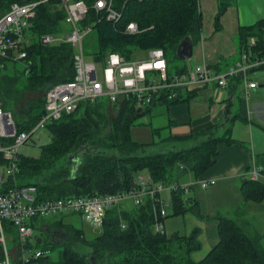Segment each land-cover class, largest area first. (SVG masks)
<instances>
[{"label":"trees","instance_id":"16d2710c","mask_svg":"<svg viewBox=\"0 0 264 264\" xmlns=\"http://www.w3.org/2000/svg\"><path fill=\"white\" fill-rule=\"evenodd\" d=\"M23 1L27 0H0V15L11 2ZM83 1L90 5L93 0ZM219 1L216 29H219L217 20L225 9L224 0ZM112 4L121 10L117 22L94 21L97 17L90 8L81 20V26H90L82 40L85 55L100 62L106 51H115L126 59H133L137 52L161 48L168 71L173 68L177 72L183 68L184 62L174 64L177 60L175 48L185 36L190 37L192 46L200 40L201 12L197 0H112ZM62 20L63 14L57 4H39L28 28L30 42L25 47V58L19 60L11 53L0 59V108L15 115L12 119L17 130H29L44 113L43 95L17 111L24 93L43 91L44 94L52 85L73 77L74 50L71 45L66 42L45 45L37 40L41 34L65 32L67 27ZM128 21L136 23L137 32H123ZM250 37L254 39V44L249 45L252 54L263 55L264 17L249 25L238 26L235 35L237 58L248 48ZM227 65H212V68L220 70ZM260 68L264 65L255 69ZM240 79V76L231 78L225 88L237 98H240L237 93ZM195 95L184 92L173 99L156 98L144 109H137L130 97L117 104L103 99L80 102L72 112L45 122L48 141L39 146L36 157L17 155L14 182L6 178L0 192L15 184L34 186L36 200L121 193L134 188L135 174L144 171L151 184L161 183L169 189L170 216L186 212L201 216L197 203L184 191L192 188L194 184L191 183L213 164L218 143L231 145L237 142L231 136V129L235 119H242L239 111L230 115L231 106L226 104L220 122L183 136L168 132L174 123L168 118L165 125L152 128L157 135L155 141L138 142L130 133L142 115L155 109L165 114L159 108L184 103ZM108 111L113 114L109 116ZM146 124L149 126V121ZM188 179L190 181L184 183ZM241 193L244 201H258L264 196V182L245 181ZM158 197L164 200L159 193L153 198L144 197L139 205L130 208L123 207L122 202L110 205L104 210L100 233L89 240L84 239L82 229L59 218L46 229L37 227L36 236L40 241L37 243L34 239L33 246L41 251V255L29 263L264 264L260 235L246 234L234 219L220 214L214 215L217 241L199 260H194L192 253L199 249L196 229L187 235L178 232L166 235L164 231L153 230V224H162L167 216L158 213ZM49 228H55L63 236L51 237L46 231ZM78 245L87 251L81 252Z\"/></svg>","mask_w":264,"mask_h":264},{"label":"built area","instance_id":"2783aa9c","mask_svg":"<svg viewBox=\"0 0 264 264\" xmlns=\"http://www.w3.org/2000/svg\"><path fill=\"white\" fill-rule=\"evenodd\" d=\"M53 2L61 9L65 32L41 34L40 44L66 42L73 53V77L49 87L43 94V110L37 122L29 130H17L9 112L0 108V188L6 178L14 182L17 173L18 148L24 144L36 130L43 128L45 122L56 120L63 114L72 112L80 102H94L103 99L117 104L130 97L137 109L146 108L156 98L173 99L180 93H198L200 90L224 89L228 81L240 76V89L244 97L248 90L256 88L250 78L255 68L264 65V54L253 55L249 45L254 44L253 37L248 39V48L240 53L233 63L215 70L206 63L183 64L179 71H168L164 52L161 48L147 49L143 57L126 59L115 51H106L101 61L85 58L82 47L83 38L89 33L88 24L81 26L88 9L97 17L94 21L117 22L121 10L115 8L112 0H93L87 5L83 0H27L11 2L8 9L0 15V59L11 53L15 58H25V47L29 45L28 28L39 4ZM138 31L134 21H128L123 32L133 34ZM2 62L0 60V70ZM254 69V70H252ZM252 70L251 73H248ZM248 174L251 180L264 181V169L251 163ZM201 188L213 183L212 180L195 181ZM135 187L121 193L92 194L81 197H63L52 200H36L32 185L15 184L0 192V264H28L41 255L34 248L36 228L41 226L42 217L59 216L74 213L91 226L100 229L104 210L110 205L129 200L139 205L143 198H153L167 190L161 183H150L149 177L137 175ZM186 187L185 185H183ZM159 201V215L166 214L167 203ZM153 230L161 232L162 224L155 222ZM12 245L7 247V240Z\"/></svg>","mask_w":264,"mask_h":264},{"label":"crops","instance_id":"0c3cea01","mask_svg":"<svg viewBox=\"0 0 264 264\" xmlns=\"http://www.w3.org/2000/svg\"><path fill=\"white\" fill-rule=\"evenodd\" d=\"M218 2L220 1L218 0ZM223 4L225 9L221 16L229 14L228 33L232 35H236L238 26L249 25L256 19L264 17V0H224ZM220 32L222 31L214 32L205 40L200 35L201 57L199 63L216 66L229 64L237 59V48L234 40L227 44L222 51L217 48ZM138 53L136 54L138 55ZM186 63L188 64L187 60ZM251 80L253 81L252 78ZM237 93L240 98L225 88L200 90L194 97H209L208 109L202 116L204 120L201 122L191 123L192 120L189 116L188 102L194 97L184 103L170 105L163 109L167 118L174 121L169 132L175 136L198 132L220 122L226 104L231 106L230 115L236 110L239 111V116L242 117L239 120H242L251 131L250 144H245L244 140L239 138H234L237 142L231 145L217 144V154L213 164L197 177V181L212 180V184L201 188L197 183H194L192 188L184 191L186 195L192 191L191 196L197 203V210L201 215L196 216L190 212L181 215L186 222V231L183 234L187 235L193 229L197 230L196 239L199 243V249L192 253V258L196 261L217 241V222L214 219L216 214L234 219L248 235H260L259 242L264 250L262 235L259 233L262 232V229L258 226L256 217L257 214L264 213V196L258 201H244L241 193L242 184L250 180L248 169L252 161L264 169V141L255 144L252 138L255 134L258 139L264 140V99L255 88L248 90L247 97H244L240 87ZM189 181V179L185 180L184 183ZM128 202L124 201L121 205L127 208ZM237 207L240 208L239 212L236 211Z\"/></svg>","mask_w":264,"mask_h":264},{"label":"rangeland","instance_id":"374dc122","mask_svg":"<svg viewBox=\"0 0 264 264\" xmlns=\"http://www.w3.org/2000/svg\"><path fill=\"white\" fill-rule=\"evenodd\" d=\"M198 8L201 12V32L200 35L203 40L207 39L211 35L214 34V32L222 31L220 32V38L218 42L217 48L222 51L227 44L231 43L232 40L235 41L236 44V38L235 35L229 34V25H230V18L229 14H224L223 16L220 15V17L217 20L218 28H215V16L218 10V0H197ZM232 35V36H231ZM200 41V40H199ZM196 42L192 47V55L187 60L188 64H195L200 62L201 57V47L200 42ZM85 48V47H84ZM86 48L89 49V45H86ZM85 48V49H86ZM145 55V52H139L138 55L136 54L135 57H141ZM85 58H89V56L85 55ZM182 60L177 59L174 64H181ZM170 69V67H169ZM171 70L174 71L172 68ZM251 78L253 79V82L256 83V90L260 92L262 98L264 99V86H258V84L264 85V68L256 69L251 73ZM223 91V90H222ZM43 95V91L36 92V93H24L22 97L20 98L19 104L16 108L18 111L21 109H25L24 107L28 102H30L32 99L40 98ZM189 104V116L193 122H201L204 119L202 116H204L205 112H207L208 104H209V97L207 96H196L193 98V100L188 102ZM159 111H163V109H159ZM109 116L113 114L112 111H108ZM13 118L15 115H13ZM149 121V126L146 124ZM247 121V120H246ZM145 123V124H140ZM167 123V116L166 114H163L162 112L159 113L158 109H155L154 112L150 114H144L142 115L136 122L135 125L131 127L130 133L133 140L138 142H150L155 141L157 139V135L152 132V128L156 126H163ZM233 129L231 132V136L233 138H239L243 139L244 143L250 144L251 139V131L249 130L248 126L243 123L242 120L236 119L233 122ZM250 127V126H249ZM167 132V131H166ZM169 132V131H168ZM258 132V131H255ZM254 132V133H255ZM165 134V132H163ZM170 133V132H169ZM253 142L255 144H259L263 142L264 140L258 139L255 134L252 136ZM49 139V134L47 130L43 127L38 130H36L35 133H33L30 138L26 140V142L19 146L18 153L24 156H30V157H36L38 155L39 146L42 144H45ZM158 146V145H156ZM156 146H153L154 149H157ZM144 171H139L135 174L134 179H136L137 175H144ZM210 188V187H209ZM193 193L190 191V193L187 195L188 197L191 196ZM185 196V197H187ZM161 197L165 200L167 203L166 206V214L167 216L163 220L162 229L166 235H169L173 232H179L180 234H183L186 230V222L182 218L181 215H173L171 214V206H170V193L169 189L164 190L161 192ZM129 201V200H127ZM209 201L211 199L209 198ZM129 205V206H128ZM127 205V208L131 207L132 204L129 201ZM257 217V223L258 226L262 229V232H259L262 235V242L264 244V221H262V218H264V213H260L256 215ZM62 220V221H70L75 227H79L82 229V234L84 239L89 240L93 238L94 236L98 235L100 233L98 227H94L89 225L88 223L84 222L79 215L74 213H64L57 217L48 215L46 217H42V220L45 221L41 224V227H44L45 229L50 226V223L56 220ZM47 221V222H46ZM43 225V226H42ZM53 230V229H52ZM57 235L63 236L62 233H59ZM7 240V247L9 248L12 245V242L8 240V237H6ZM77 249H79L81 252L87 251L85 247H80L78 245ZM28 264H35V263H28Z\"/></svg>","mask_w":264,"mask_h":264},{"label":"water","instance_id":"95a60500","mask_svg":"<svg viewBox=\"0 0 264 264\" xmlns=\"http://www.w3.org/2000/svg\"><path fill=\"white\" fill-rule=\"evenodd\" d=\"M175 55L177 59L186 61L192 55V42L189 36L183 37L177 44L175 48ZM258 86H264L263 84H258ZM58 233V232H57ZM56 233V234H57ZM36 242L40 241L39 238H36Z\"/></svg>","mask_w":264,"mask_h":264},{"label":"flooded vegetation","instance_id":"af4514ba","mask_svg":"<svg viewBox=\"0 0 264 264\" xmlns=\"http://www.w3.org/2000/svg\"><path fill=\"white\" fill-rule=\"evenodd\" d=\"M52 229H53V230H52ZM46 231H47V233L50 232V236H51V237H54L55 235L58 234V233H57L58 231H56L55 228H49V229H47ZM59 232H60V231H59ZM56 233H57V234H56Z\"/></svg>","mask_w":264,"mask_h":264}]
</instances>
